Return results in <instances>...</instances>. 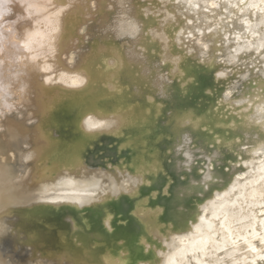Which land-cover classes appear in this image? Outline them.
<instances>
[{"label":"bare ground","instance_id":"1","mask_svg":"<svg viewBox=\"0 0 264 264\" xmlns=\"http://www.w3.org/2000/svg\"><path fill=\"white\" fill-rule=\"evenodd\" d=\"M12 5L0 99L31 126L0 132V237L36 217L48 264H264V0Z\"/></svg>","mask_w":264,"mask_h":264},{"label":"rangeland","instance_id":"2","mask_svg":"<svg viewBox=\"0 0 264 264\" xmlns=\"http://www.w3.org/2000/svg\"><path fill=\"white\" fill-rule=\"evenodd\" d=\"M22 13H23L22 10L19 9V8H16L14 5L9 7V13L6 14L7 17L4 16V17L8 18L7 21L3 22V20H5V18H1V22H2L1 25H3V27H1V25H0V29H2V28H4V29L0 30V32H1V34H4V33L5 34L0 36V38H1L0 40L5 39L4 37H7L6 35H9V33L11 34V32L14 31L13 30L14 23H15L14 21L19 19L17 17H19V15H21ZM11 22H14L13 25H12ZM16 25H18V27H19V25L21 26L20 21L18 23H16ZM7 28H8V30H7ZM7 50H9V48ZM9 95L10 96L13 95L10 98V102H8L9 99H7V98H9ZM5 98H2L3 100L0 99L2 101V103L0 102V111L2 112V113L0 112V117H1L0 118V123H1L0 124V132H1V130H3L4 127H6L5 125L9 126V125H12L13 123L16 124L17 127L22 130V132H24V133L28 132L29 131V127L31 126L30 125L31 121L28 123V121L25 120L24 116H22L19 111L7 110L6 109V101L8 103H12V101L14 100L12 104L15 103V105L16 104L18 106L22 105L23 107H25L26 104L30 106L32 104L31 101L29 103H27V102L24 103V101L18 103L16 101L17 97H16V92H15L14 89H12L10 91V94L7 95L6 101H5ZM11 99H13V100H11ZM18 108L16 107V109H18ZM6 110H7V112H6ZM15 144H19L20 145V142H18V143L16 142ZM16 210H18V211L22 210L21 212L25 211V209L23 207L22 208L21 207L20 208H15V211ZM26 220H27V221H25L26 227L31 228V229H36L37 236H35V235L34 236H30V238L27 237L26 240H22L21 241L18 237H12L9 234L6 235L5 233L1 234L0 238L3 239V244L0 245V246H1V249H4V251L6 252L5 253L6 255L5 254L3 255L5 257H3L1 255L2 256L1 260H3L4 263H5V261L6 262L9 261V259H10V261H12L11 264H48L47 261L50 259L51 255H52L51 254L52 252L50 251L51 247L53 249H55L54 251H57V252L59 251L60 253L62 252V250H67L66 247H64V246H66L65 243L62 242L61 239L56 236V235H58L57 234L58 232H55V230L53 228L49 229L46 226H44L43 224H37V221H36L37 218L36 217H31V218H28ZM40 237H42V238H40ZM27 240H28L29 244L28 243L26 244ZM112 240H113V243L119 242L118 237H116V239L113 238ZM112 240L110 241V239H108L107 241L101 242L99 245H97L98 246L97 248H99V249L100 248L101 249L105 248L109 244H112ZM42 241H44V243ZM45 242H46V244H45ZM18 243L20 245H18ZM51 243L54 244V245H51ZM34 244H36L37 247ZM55 244H57V245H55ZM25 246H26V248H25ZM29 246H30V248H29ZM102 246H104V247H102ZM48 247H49V249H48ZM26 249H28V250H26ZM72 251H74V249ZM97 259H98V254L97 253H93V254H91L88 257V260L85 261L83 264H91V263L97 264L98 263Z\"/></svg>","mask_w":264,"mask_h":264},{"label":"snow or ice","instance_id":"3","mask_svg":"<svg viewBox=\"0 0 264 264\" xmlns=\"http://www.w3.org/2000/svg\"><path fill=\"white\" fill-rule=\"evenodd\" d=\"M93 126H95V125H93ZM205 131H208L207 129H205Z\"/></svg>","mask_w":264,"mask_h":264}]
</instances>
